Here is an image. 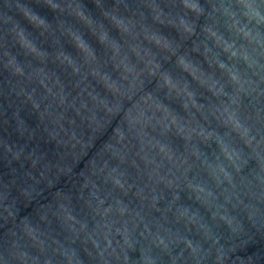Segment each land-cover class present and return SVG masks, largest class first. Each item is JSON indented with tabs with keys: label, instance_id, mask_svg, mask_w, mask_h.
I'll return each mask as SVG.
<instances>
[{
	"label": "clouds",
	"instance_id": "1",
	"mask_svg": "<svg viewBox=\"0 0 264 264\" xmlns=\"http://www.w3.org/2000/svg\"><path fill=\"white\" fill-rule=\"evenodd\" d=\"M93 2L95 16L82 0H0V70L14 132L35 142L19 118L30 108L55 149L49 159L0 142L12 161L29 165L12 187L29 204L61 178L75 190L56 191L34 219H18L16 201L0 195V230L10 225L0 264H85L80 252L88 264H264V255H238L252 240L248 230L264 233V0ZM5 115L0 108L7 126ZM105 134L77 185L74 169ZM211 145L210 161L203 148ZM249 160L252 179L241 176ZM181 193L226 226L227 246ZM53 222L67 246L52 238ZM193 230L198 241L188 238Z\"/></svg>",
	"mask_w": 264,
	"mask_h": 264
},
{
	"label": "water",
	"instance_id": "2",
	"mask_svg": "<svg viewBox=\"0 0 264 264\" xmlns=\"http://www.w3.org/2000/svg\"><path fill=\"white\" fill-rule=\"evenodd\" d=\"M84 3L86 9L92 13L94 16L98 14V10L96 9L95 3L93 0H82ZM115 0H105L106 7H111L114 4ZM125 3L129 5V7H134L138 0H124ZM159 2V0H158ZM203 2V0H202ZM34 8L37 12H39L42 16H44L50 23L55 24L56 18L55 16L45 7L42 5L32 4L30 5ZM31 31V29H29ZM223 31V30H222ZM35 36L36 34L33 33ZM112 35L115 37L117 34L115 32L112 33ZM45 48H48L49 51L51 49L49 48L48 44L44 45ZM209 47H211V44H209ZM98 53L102 54L101 50L98 48ZM14 50V54H15ZM22 62L23 58L20 57ZM222 59H225L222 57ZM202 62V61H201ZM165 67H170L169 65H165ZM243 67V66H242ZM245 70H247L245 68ZM8 74L0 70V90H3L5 95L3 97H0V108L3 109V111L6 113L3 119H7L8 125L5 126L3 124V120H0V142L6 143L8 145H15L16 149L24 148L26 152H31L33 149H36L38 154H46L49 159L53 158L55 149L51 144H45L43 142V126L40 124V121L38 120L37 116L31 111L30 108H22L19 112V118L24 122V124L33 132L36 133L35 142L29 143L27 141V138H21L19 135H17L14 132L16 122L12 118L13 113L15 109H10L8 107L9 104H11V100L7 99L6 93L8 90ZM245 104L250 103V101L245 100ZM260 107V106H257ZM177 111L179 109L177 108ZM110 131V130H109ZM107 140V134L104 136H101L97 142L95 148H93L92 151L88 153V157L85 159V161L81 162L73 172V175L76 177V183L77 185L83 183L82 178L80 177L81 172H85V164L87 162V159H90L95 151L100 147L102 143H104ZM174 146L179 149L183 150V143L180 140L174 139L173 140ZM203 151L208 156L209 160L211 161L213 158V155L216 151L215 145H211L209 147L203 148ZM21 164H23V168H21ZM256 163L254 160H249L247 167L243 169L241 172V176L245 177L247 179H252V174L255 173L256 170ZM29 171V165L24 162L23 160L20 162L12 161L10 157H7L4 150L0 148V195H4L7 197L5 203L11 204L14 200L15 203V211L18 213V219H22L25 217H28L29 219H34L36 216V213L39 208L42 206H45L49 203H51L53 195L56 191H62L64 193H68L70 191H75L72 189L71 183L66 178H61L59 183L53 188L52 190L44 189L41 191L40 195L35 198V200L32 203H27L23 200H21L18 196V193L15 188L12 187V181H16L17 184L21 182L20 178L24 176ZM190 179H196L197 181H206L207 178L203 175H195L190 174ZM87 194V190H86ZM217 195H219V192H217ZM168 199V197H166ZM127 203V201H125ZM180 203L186 207H189L193 209L194 211H197L199 215L203 218L204 222L208 224L209 227L213 229V231L218 235V237H223L221 239L222 245H228L230 243V234L227 232L226 226L223 225H217L214 224L211 220V216L207 210H205L203 207H201L198 203L195 202V200L188 199V195L186 193H181V199ZM73 206H74V213L77 215L78 219L86 222L89 226V229H91L94 225L91 219V216L88 212V210L83 206L82 203H77V201L73 200ZM132 207L137 208V202H133ZM161 208L164 207V204L159 205ZM231 210V209H230ZM234 215H237L238 213H233ZM156 219H159V216H155ZM245 224H246V218H245ZM8 227H5L4 229L0 230V244L4 242V240L7 239L5 237L4 233L7 232ZM169 227L172 228L173 231H176V226L169 224ZM181 233H183V229L180 228ZM252 240L248 243V246L246 248V252H238V255H264V233L257 234L255 230H248ZM49 232L53 239H56L59 243L65 244L67 246L66 242V233L62 231L60 226L53 222L49 228ZM189 239L193 241H198L199 237L195 234V230L188 236ZM248 237H242L241 240H238L237 243H241L243 240H247ZM205 247H207L205 245ZM77 251H80L79 245H77ZM179 249H176L174 251V255L178 254ZM81 259L85 261V264H88L87 258L84 256L83 252H80ZM130 257L133 261L139 260V251L135 253H129ZM187 255V253L185 254ZM163 264H168V259L165 257Z\"/></svg>",
	"mask_w": 264,
	"mask_h": 264
}]
</instances>
